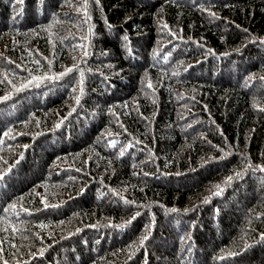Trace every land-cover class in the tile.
<instances>
[{
    "label": "trees",
    "instance_id": "trees-1",
    "mask_svg": "<svg viewBox=\"0 0 264 264\" xmlns=\"http://www.w3.org/2000/svg\"><path fill=\"white\" fill-rule=\"evenodd\" d=\"M5 96L0 264H264V0H0Z\"/></svg>",
    "mask_w": 264,
    "mask_h": 264
},
{
    "label": "snow or ice",
    "instance_id": "snow-or-ice-1",
    "mask_svg": "<svg viewBox=\"0 0 264 264\" xmlns=\"http://www.w3.org/2000/svg\"><path fill=\"white\" fill-rule=\"evenodd\" d=\"M18 2L19 3H23V0H18ZM97 2H98V0H97ZM214 15V14H213ZM125 41H127L128 40V37L127 36H124V38H123ZM129 51H130V49H129ZM88 53L87 52H85V55H87ZM72 71V69L71 68H68V69H66V71L65 72H63V73H60V74H58L57 76H55V77H53V76H45L44 78L45 79H49V80H52V79H60V78H62L64 75H67L69 72H71ZM82 75V74H81ZM34 79H40V78H38V77H34ZM81 83H82V81H81ZM27 85H21V89L23 88V87H26ZM21 89H17V91H19V90H21ZM83 92V89H81V93ZM0 99H2V100H6V99H9V97L8 96H5V97H0ZM79 102H80V98L79 97H76V103L77 104H79ZM75 109H73V111H74ZM262 111H264V109H261ZM59 126V125H58ZM5 135H7V133H5ZM121 155H123V153H121ZM260 171H264V167H261L260 169H259ZM237 176H240L241 175V173H237L236 174ZM0 179H2V177H0ZM229 180H231L232 179V177H229L228 178ZM217 187H219V186H217ZM217 194H219V193H217ZM127 202V201H126ZM205 203L207 202V199H205V201H204ZM14 207V206H13ZM171 211H176V209H172ZM137 215H139V213H137ZM133 219H135V217H133ZM117 227H124V225H118ZM147 235H145L142 239H141V241H140V243H141V245L143 244V242H144V240H147ZM42 254V253H41ZM5 264H7V262H5Z\"/></svg>",
    "mask_w": 264,
    "mask_h": 264
}]
</instances>
